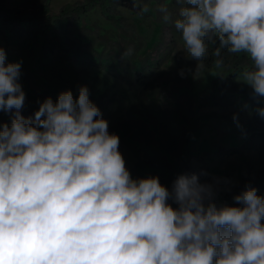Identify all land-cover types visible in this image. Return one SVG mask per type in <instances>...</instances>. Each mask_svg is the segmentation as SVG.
I'll use <instances>...</instances> for the list:
<instances>
[{
	"label": "clouds",
	"instance_id": "obj_1",
	"mask_svg": "<svg viewBox=\"0 0 264 264\" xmlns=\"http://www.w3.org/2000/svg\"><path fill=\"white\" fill-rule=\"evenodd\" d=\"M175 3V13L166 3L156 11L180 33L196 72L210 47L217 69L222 52L244 54L240 81L264 98V0ZM134 7L151 10L142 0ZM20 69L0 48V111L15 110L0 125V264H264L257 189L229 206L195 174L171 189L158 176L134 179L87 86L78 98L70 90L46 98L25 118Z\"/></svg>",
	"mask_w": 264,
	"mask_h": 264
},
{
	"label": "rangeland",
	"instance_id": "obj_2",
	"mask_svg": "<svg viewBox=\"0 0 264 264\" xmlns=\"http://www.w3.org/2000/svg\"><path fill=\"white\" fill-rule=\"evenodd\" d=\"M44 1L46 0H0V11H35ZM84 1L86 0H49V7L53 15H58L64 7ZM142 2L147 3L151 9L144 17L127 9H118L121 28H116L96 9L89 14L97 27L96 32L74 29L70 34L59 38L64 48L72 50L78 56H94V51H102L112 58L118 56L126 68L123 71L116 70L112 63L101 67L100 64L93 65V60L88 63L86 58L78 61L77 55L66 58L47 55L46 58L53 59L51 63L38 68L29 51L8 42L0 27V48L6 52V63L21 64L19 83L26 94L22 108L25 118H33L39 103L46 98L50 97L55 102L60 93L68 90L74 98H78L80 87L87 86L90 101L99 108L109 127L118 124L127 119L128 111L137 103L135 89L127 82L128 74L136 64L141 66L140 72L150 73L152 78L167 81L171 86H181L188 84L182 60L192 67L194 93H210L216 79L214 70L203 67L196 72V61L188 57L180 33L172 25L163 23L156 11L159 4L166 3L175 13L178 7L175 0ZM128 48L132 49L131 55H124ZM161 63L163 64L160 66ZM237 87L239 93H245L249 88L240 78L237 80ZM172 90L175 91L174 88ZM261 101L264 107V98ZM182 104L183 111L187 113L190 109L187 96L182 98ZM160 105L168 110L176 108L175 100L166 94L161 96ZM13 115L11 113L7 117L6 124H11ZM199 115V128L190 138L193 156L190 175H197L201 183L213 185L218 205L239 206L234 195L248 187H254L258 195L264 196V188L255 186L264 181V144L252 140L253 133L264 132V117L234 102L220 107H205ZM179 144L181 132L172 128L167 136L169 152L179 153ZM233 148H242V155H231L229 151ZM121 154L126 165L135 164L137 159L128 148L121 147Z\"/></svg>",
	"mask_w": 264,
	"mask_h": 264
},
{
	"label": "trees",
	"instance_id": "obj_3",
	"mask_svg": "<svg viewBox=\"0 0 264 264\" xmlns=\"http://www.w3.org/2000/svg\"><path fill=\"white\" fill-rule=\"evenodd\" d=\"M119 8L127 9L142 17L147 15V13L139 14V9L134 7V0H86L83 3L66 6L58 15H53L49 7V0H46L35 11L17 13L0 11V27L3 37L8 42L19 46L22 50H28L34 57L37 67L44 68L53 60L46 58L47 55L48 57L57 55L65 58L77 55L62 46L60 37L70 34L74 29L96 32L97 27L90 19V12L99 9L101 14L116 28H121L120 17L117 15ZM212 51L213 48L210 47L209 54L203 61L204 67L213 69L216 74L210 93H194L192 67L182 60L188 84L181 86H171L167 81L152 78V74L140 72V65H133L134 68L128 74L129 81L127 82L132 84L135 89L137 103L128 111L127 119L109 127L108 131L110 134L118 135L120 152L121 147L125 146L136 157L137 160L133 166L126 165L134 179L158 176L160 183L171 189L174 180L179 175H190V164L193 159L190 151V138L199 128L201 120L199 113L203 108L220 107L233 102L244 105L247 109L255 112L259 108H264L261 97L255 96L250 87L245 93L238 92L237 80L240 78V72L246 64L250 63L247 57L244 54L231 55L222 52L224 66L217 69L214 66L215 57L212 56ZM83 58H86L88 63L93 60V65L100 64L102 67L112 63L116 70H126L118 56L112 58L111 55L106 56L102 51H94V56L77 55L78 61ZM163 94L175 100L176 108L174 110L161 107L160 99ZM185 96L190 100V109L187 113L182 109L183 104L181 105V100ZM14 111H0L2 125L6 124L7 117L9 118L11 113L14 114ZM24 114L25 112L21 109V115L25 117ZM172 128L181 132V144H179L181 147L177 154H171L167 148V136ZM252 140L264 144V132L253 133ZM242 148H233L229 153L241 156ZM256 185L264 188V181ZM243 191L244 189L238 191L234 196ZM169 203H172L173 207H177L172 201Z\"/></svg>",
	"mask_w": 264,
	"mask_h": 264
}]
</instances>
